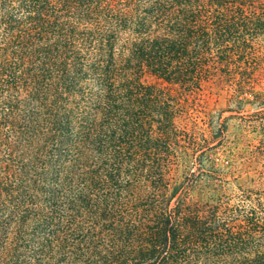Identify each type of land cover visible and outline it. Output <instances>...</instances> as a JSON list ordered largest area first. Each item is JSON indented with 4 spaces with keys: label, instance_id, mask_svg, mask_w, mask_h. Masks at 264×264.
Wrapping results in <instances>:
<instances>
[{
    "label": "trees",
    "instance_id": "obj_1",
    "mask_svg": "<svg viewBox=\"0 0 264 264\" xmlns=\"http://www.w3.org/2000/svg\"><path fill=\"white\" fill-rule=\"evenodd\" d=\"M16 1L26 39L0 60V232L26 233L0 236V264H264V129L214 171L233 179L206 205L189 182L247 106L264 123V0ZM80 184L157 203V231L132 250L62 249L77 198L100 197Z\"/></svg>",
    "mask_w": 264,
    "mask_h": 264
},
{
    "label": "rangeland",
    "instance_id": "obj_2",
    "mask_svg": "<svg viewBox=\"0 0 264 264\" xmlns=\"http://www.w3.org/2000/svg\"><path fill=\"white\" fill-rule=\"evenodd\" d=\"M16 8V0H0L1 61L10 59L14 55L17 42L26 39V26L24 27L23 23L19 26L15 19ZM19 34H21L20 37ZM246 110L248 112L238 115L240 117L229 121L230 128L227 146L219 150V152H215L216 155L210 156L209 154L196 162L197 165L194 167L195 176L189 182L193 185L192 189L196 194L195 196L192 195V197L195 201H198L199 207L206 205L210 198L217 197V194L220 193L218 188H216L218 185H224L227 181H232V177L226 178L225 181L222 179L223 182L220 181L221 177L216 180L214 171H218L221 166L225 168L228 164V169H232L237 164L236 154L240 150L235 144L240 140L242 141L244 136L258 137L263 132L261 128L264 129V123L259 121L261 118L255 113V108L247 106ZM229 115L230 113H225L224 117ZM255 130L257 131L256 133L253 132ZM212 153L214 154V152ZM97 177H104V174L98 172ZM245 180L246 176L239 178L241 184H244ZM85 187V184H80L76 189V195L80 197L85 192L91 191L100 195V197L96 198L94 196L89 208L87 202L77 198L73 225L67 228L65 232H62L63 244L60 246L62 249L67 252L76 251L79 257L85 256L87 258L95 252L132 250L138 246L139 240L146 232L157 231L159 215L154 212L157 203L145 204L137 192L128 199L121 197L118 202H112L110 198L105 197V194H108V188L101 189V187H98L95 190H87ZM153 187H157L156 193H158L162 186L157 184V186L153 185ZM125 192L126 190H123V197ZM225 195H229V193H225ZM200 196L203 197L200 199ZM202 199L204 201H200ZM175 205V200H173L170 208H174ZM114 206H116L117 211H113ZM209 208L207 207V210ZM113 216L116 217L113 219ZM71 218L69 217L68 221H71ZM25 233L0 232V236L2 238L5 237V240L9 239V244L12 243L18 234Z\"/></svg>",
    "mask_w": 264,
    "mask_h": 264
}]
</instances>
